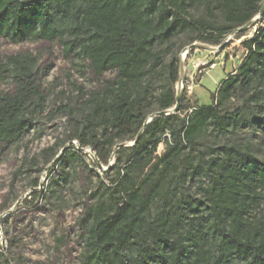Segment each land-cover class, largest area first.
Returning <instances> with one entry per match:
<instances>
[{
  "label": "trees",
  "instance_id": "obj_1",
  "mask_svg": "<svg viewBox=\"0 0 264 264\" xmlns=\"http://www.w3.org/2000/svg\"><path fill=\"white\" fill-rule=\"evenodd\" d=\"M194 4L205 7L206 18L188 17ZM263 6L264 0H0V38L61 42L88 63L101 86L74 138L91 146L107 167L115 157V175L103 173L108 199L99 198L90 213L87 264H264V220L251 215L264 202V161L235 145L209 148L196 165L192 154H184L209 127L232 131L252 103L264 102V29L243 42L247 58L211 94V105L187 117L183 104L171 111L177 104V64L170 65L172 85L157 98L158 113L168 114L147 125L144 88L165 66L161 46L176 35L191 31L197 33L191 43L218 45L256 16L264 20ZM3 72L10 74L12 88L0 92V148H9L34 127L45 96L30 56L4 63L0 55ZM108 72L114 76L105 79ZM240 94H251L250 103L227 111ZM253 118L264 126L262 118ZM126 141L133 145L118 148ZM160 144L165 151L158 157ZM78 155L73 147L61 164ZM202 177L208 179L203 198L180 194L187 178ZM158 199L162 206L154 210Z\"/></svg>",
  "mask_w": 264,
  "mask_h": 264
},
{
  "label": "rangeland",
  "instance_id": "obj_2",
  "mask_svg": "<svg viewBox=\"0 0 264 264\" xmlns=\"http://www.w3.org/2000/svg\"><path fill=\"white\" fill-rule=\"evenodd\" d=\"M188 17L206 18L205 7L194 4ZM262 29L264 20L258 15L246 31H235L221 38L218 45L191 43L197 34L191 31L179 33L162 45L166 51L165 66L144 82L150 112L147 121L158 113L157 98L161 92L172 85L171 64H177L179 70V81L173 88L176 96H181V104L189 108L182 114L187 117L194 108L211 105V94L247 58L243 42ZM0 55L4 63L11 57L30 56L45 96L44 111L34 127L11 147L0 148V262L5 259L9 264H87L85 236L90 213L99 198L108 199L103 182L109 185V180L103 173L115 175V157L110 158L107 167L91 146L83 147L74 138L85 124L91 95L101 86L88 63L75 52L67 53L58 41L27 38L15 43L0 38ZM113 76L108 72L105 79ZM11 81L9 73H0V92L11 89ZM251 96L236 95L225 109L232 112L250 103ZM251 106L244 111L243 122L236 129L219 132L211 126L199 138V145L192 150L185 148L184 154H192L191 162L196 165L201 153H211L209 148L235 145L251 150L264 161V126L253 118L254 113L264 120V102ZM119 145L131 146L133 142ZM73 147L79 155L64 166L63 157ZM164 151L165 145L160 144L156 156ZM207 186L206 177L187 178L179 192L203 198ZM161 206L162 200L158 199L154 210ZM251 215L253 220H264V202L252 209Z\"/></svg>",
  "mask_w": 264,
  "mask_h": 264
},
{
  "label": "water",
  "instance_id": "obj_3",
  "mask_svg": "<svg viewBox=\"0 0 264 264\" xmlns=\"http://www.w3.org/2000/svg\"><path fill=\"white\" fill-rule=\"evenodd\" d=\"M263 8H264V6H263ZM261 14H262V13H261ZM250 24H251V23H249V24H247V25H245V26H243V27L237 29V31H238V32H244V31H246V30L249 28ZM194 47H195V45H192V46H191V48H194ZM176 99H177V104H176V106H175L174 109H173V112H174V113H177L178 110H179V107H180V104H181V96H180V95H177V96H176ZM167 114H168V112H164V111L159 112V113L153 115V116L151 117V119H149V120L146 122L145 125H147L148 123H150V122L152 121L153 118H155V117H157V116H164V115H167ZM139 136H140V135H139ZM120 147H124V145H119L118 148H120Z\"/></svg>",
  "mask_w": 264,
  "mask_h": 264
}]
</instances>
